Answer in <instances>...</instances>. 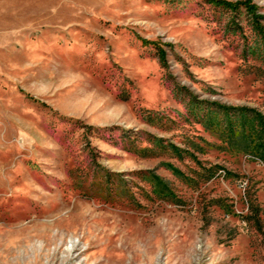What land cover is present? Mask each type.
Returning <instances> with one entry per match:
<instances>
[{
    "label": "rangeland",
    "instance_id": "1",
    "mask_svg": "<svg viewBox=\"0 0 264 264\" xmlns=\"http://www.w3.org/2000/svg\"><path fill=\"white\" fill-rule=\"evenodd\" d=\"M256 115L243 8L0 0V264H264Z\"/></svg>",
    "mask_w": 264,
    "mask_h": 264
},
{
    "label": "trees",
    "instance_id": "2",
    "mask_svg": "<svg viewBox=\"0 0 264 264\" xmlns=\"http://www.w3.org/2000/svg\"><path fill=\"white\" fill-rule=\"evenodd\" d=\"M207 3L212 4L216 7H221L229 11H237L239 8H243L246 14L252 19L256 25V28L261 35L264 42V27L261 24V21H264V13L259 11L258 5L252 0H205ZM144 44L151 43L155 46L157 54L162 62H164V50L160 45L155 41H149L147 39H142ZM237 111V112H236ZM226 112V110H224ZM234 114L246 113L239 109H236ZM258 122L260 123V133L264 134V115H256ZM263 142L259 145L260 149L264 153V136Z\"/></svg>",
    "mask_w": 264,
    "mask_h": 264
}]
</instances>
